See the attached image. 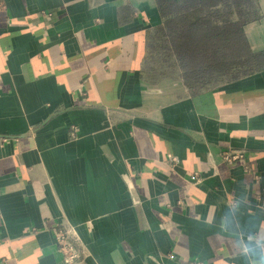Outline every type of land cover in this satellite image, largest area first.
Here are the masks:
<instances>
[{
  "label": "crops",
  "instance_id": "obj_1",
  "mask_svg": "<svg viewBox=\"0 0 264 264\" xmlns=\"http://www.w3.org/2000/svg\"><path fill=\"white\" fill-rule=\"evenodd\" d=\"M247 10L264 57V0ZM163 25L155 0H0V264H60V228L86 264H247L264 65L192 90L150 53Z\"/></svg>",
  "mask_w": 264,
  "mask_h": 264
},
{
  "label": "trees",
  "instance_id": "obj_2",
  "mask_svg": "<svg viewBox=\"0 0 264 264\" xmlns=\"http://www.w3.org/2000/svg\"><path fill=\"white\" fill-rule=\"evenodd\" d=\"M164 25L150 46L164 72L181 71L192 90L264 65L244 31L253 0H155ZM166 74V73H165Z\"/></svg>",
  "mask_w": 264,
  "mask_h": 264
},
{
  "label": "built area",
  "instance_id": "obj_3",
  "mask_svg": "<svg viewBox=\"0 0 264 264\" xmlns=\"http://www.w3.org/2000/svg\"><path fill=\"white\" fill-rule=\"evenodd\" d=\"M240 152L225 151L223 159L226 162H233L241 159ZM55 245L60 256V264H86V253L84 247L76 234L66 228L58 229L55 234Z\"/></svg>",
  "mask_w": 264,
  "mask_h": 264
},
{
  "label": "clouds",
  "instance_id": "obj_4",
  "mask_svg": "<svg viewBox=\"0 0 264 264\" xmlns=\"http://www.w3.org/2000/svg\"><path fill=\"white\" fill-rule=\"evenodd\" d=\"M237 247L247 264H264V235H250L246 242H239Z\"/></svg>",
  "mask_w": 264,
  "mask_h": 264
}]
</instances>
